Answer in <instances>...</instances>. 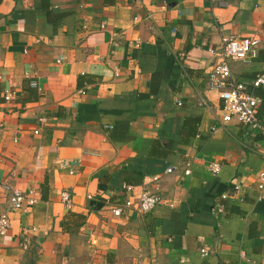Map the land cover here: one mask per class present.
<instances>
[{
  "label": "crops",
  "instance_id": "obj_1",
  "mask_svg": "<svg viewBox=\"0 0 264 264\" xmlns=\"http://www.w3.org/2000/svg\"><path fill=\"white\" fill-rule=\"evenodd\" d=\"M225 3L0 0V216L37 200L0 264H264V134L209 86L224 37L261 41L235 82L264 72V0ZM126 185L161 204L116 217Z\"/></svg>",
  "mask_w": 264,
  "mask_h": 264
},
{
  "label": "built area",
  "instance_id": "obj_2",
  "mask_svg": "<svg viewBox=\"0 0 264 264\" xmlns=\"http://www.w3.org/2000/svg\"><path fill=\"white\" fill-rule=\"evenodd\" d=\"M219 5L226 6L225 0H217ZM260 40L256 38L224 37L222 40V50L218 53L212 51L218 56V61L212 66L209 75L210 89L217 91L223 102V121L228 123L237 120L244 125H248L255 130L264 134V123L260 120V107L262 100L260 97L248 91L249 86L253 88L264 87V72L259 74L251 84L235 82L232 79L230 63L232 61L250 62L257 58ZM33 87H37L36 82H32ZM12 95H6V100L10 101ZM180 104V103H179ZM38 133V131H36ZM210 170L214 174L221 171L217 163L210 165ZM173 172L168 168L166 173ZM190 174L191 170L185 171ZM159 176H151L148 182H158ZM3 188V187H1ZM257 188L261 198L264 197V171L260 172L257 177ZM136 186L126 185L124 193L126 197L113 209L114 215L120 217L125 211L137 210L139 213L147 214L156 209L162 202V198L156 191H151L149 187L144 186L142 191L137 194ZM224 199L229 197L228 194L222 196ZM63 201L70 204L71 197L68 192L62 194ZM37 200L30 194L27 195L21 191H14L11 197V210L0 216V235H5L10 224V212L24 210L36 204ZM204 254H207L203 251Z\"/></svg>",
  "mask_w": 264,
  "mask_h": 264
},
{
  "label": "trees",
  "instance_id": "obj_3",
  "mask_svg": "<svg viewBox=\"0 0 264 264\" xmlns=\"http://www.w3.org/2000/svg\"><path fill=\"white\" fill-rule=\"evenodd\" d=\"M257 89H259V88H257ZM251 93H253V92H251ZM253 94H254V93H253ZM260 96H261V98L263 99V104H262L261 111H264V91L261 92ZM198 124H199V121H197V126H198ZM196 128H197V127H196Z\"/></svg>",
  "mask_w": 264,
  "mask_h": 264
}]
</instances>
